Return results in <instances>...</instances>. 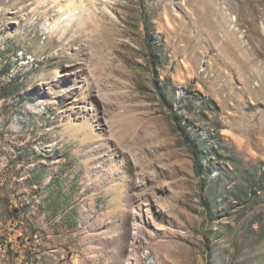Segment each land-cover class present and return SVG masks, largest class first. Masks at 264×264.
Instances as JSON below:
<instances>
[{
  "label": "rangeland",
  "instance_id": "obj_1",
  "mask_svg": "<svg viewBox=\"0 0 264 264\" xmlns=\"http://www.w3.org/2000/svg\"><path fill=\"white\" fill-rule=\"evenodd\" d=\"M0 264H264V0H0Z\"/></svg>",
  "mask_w": 264,
  "mask_h": 264
},
{
  "label": "trees",
  "instance_id": "obj_2",
  "mask_svg": "<svg viewBox=\"0 0 264 264\" xmlns=\"http://www.w3.org/2000/svg\"><path fill=\"white\" fill-rule=\"evenodd\" d=\"M193 153V155H195V153L194 152H192Z\"/></svg>",
  "mask_w": 264,
  "mask_h": 264
}]
</instances>
